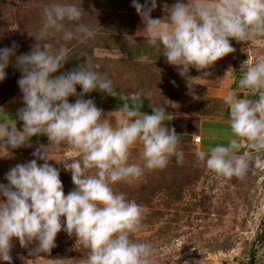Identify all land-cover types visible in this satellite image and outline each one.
Listing matches in <instances>:
<instances>
[{
  "label": "clouds",
  "instance_id": "1",
  "mask_svg": "<svg viewBox=\"0 0 264 264\" xmlns=\"http://www.w3.org/2000/svg\"><path fill=\"white\" fill-rule=\"evenodd\" d=\"M132 6L145 25L148 44L163 47L168 63L177 66L189 88L193 85L190 68L209 69L235 51L230 38L253 42L264 36V0H177L164 19L152 18L157 0L143 4L132 0ZM82 15L70 3L45 8L37 43L28 54L15 56V45L0 49V82L6 79L5 69L15 56L21 71L17 83L25 104L17 113L23 131L0 122V142L19 148L31 137L45 135L49 145L59 148L67 143L82 157L65 166L75 185L67 195L60 170L48 163L52 159L44 147L32 154L43 164L32 159L6 173L8 184L0 183V261L7 264H12L13 238L21 245L38 241L35 251L49 252L62 230L74 233L90 250L86 264H155L152 245L130 238L141 230L146 209L115 193L112 185L132 183L145 169H163L171 157L183 164L180 136L165 126L167 114L162 106L152 107V114L140 111V94H121L124 118L118 125L109 124L95 101L83 97L94 91L111 95L113 82L88 60L75 70L53 76L69 60V42L85 43L95 35L80 23ZM65 21L73 22L75 30L67 28ZM56 34L66 43L55 52L42 49V41ZM209 75L204 72L205 77ZM77 85L82 88L79 94ZM238 88L258 95L255 100L242 99L236 92L224 97L230 107L232 133L247 141L248 151L237 154L242 145L232 138L229 146L213 147L210 154L199 151L196 156L217 176L242 180L250 166L264 170V59L248 68ZM71 96L79 98L70 103ZM137 142L143 145V166L128 163ZM91 169H96L95 174H88Z\"/></svg>",
  "mask_w": 264,
  "mask_h": 264
},
{
  "label": "rangeland",
  "instance_id": "2",
  "mask_svg": "<svg viewBox=\"0 0 264 264\" xmlns=\"http://www.w3.org/2000/svg\"><path fill=\"white\" fill-rule=\"evenodd\" d=\"M144 2L140 0L141 4ZM176 2L157 0L152 18H166ZM64 3L81 9L80 23L95 35L85 43L69 42V60L53 76L75 70L88 60L91 67L107 74L114 87L111 95L94 91L85 94L84 99H93L98 108L107 109L113 108L112 98L122 100L121 94H140L149 100L151 112L155 106L165 109L166 118L172 119L180 136L183 164L171 157L163 169H145L132 183L112 185L115 193L146 209L141 230L130 238L152 245L155 264H264V236L260 238L264 235V170L250 166L242 180L217 176L198 161L196 154L203 150L194 141L209 132L224 141L218 145L206 140L205 151L210 152L216 146H229L232 138L243 139L232 133L230 107L224 97L236 92L242 99H258L248 89L239 90L238 82L249 67L264 59V36L253 42L230 38L235 51L209 69L190 68L193 85L189 88L187 78L179 74L177 66L168 63L163 47L157 49L148 44L145 25L132 0H0V49L15 45V56L28 54L44 24V9ZM64 23L75 30L73 22ZM65 43L56 34L43 40L41 47L55 52ZM15 56L5 69L6 79L0 82V105L21 92L17 83L21 71ZM205 71L210 75L205 77ZM81 92L77 85V93ZM78 98L71 96L69 102L75 103ZM243 140L244 150L237 154L248 151L247 141ZM142 152L131 149L128 163L143 166ZM46 153L52 159L48 163L60 170L67 195L75 185L65 166L70 167L72 160L82 157L73 146L53 148ZM32 159L37 157L0 149V183L7 185L6 173ZM37 162L44 163L38 159ZM95 172L91 169L88 174ZM37 247L38 241L21 245L18 238H13L12 264H86L90 251L74 233L63 230L49 252L37 253Z\"/></svg>",
  "mask_w": 264,
  "mask_h": 264
},
{
  "label": "crops",
  "instance_id": "3",
  "mask_svg": "<svg viewBox=\"0 0 264 264\" xmlns=\"http://www.w3.org/2000/svg\"><path fill=\"white\" fill-rule=\"evenodd\" d=\"M23 107H25V104L23 102V93L20 92L14 98L7 100L5 103L0 105V122L7 121L10 125H15L17 130L23 131V121L19 120L18 115H17L18 111ZM102 110H103L104 118L108 119V123L113 126L118 125L120 120L124 118L123 114L119 111H110V110H105V109H102ZM164 123H165V126L168 127L170 130L174 128L172 119H170V117L166 118V121ZM205 135H206L205 137H202L201 144H196V145H201L203 151H205L204 146H205L206 140L212 143H216L218 145L224 144V141L218 140L219 137L218 136L214 137L216 135H214L212 132H209L208 134H205ZM238 141L241 143L243 147L244 140L238 139ZM49 143L50 142L47 136L38 135V136L31 137L29 141H27L23 146L19 148H11V146L7 144L5 145L3 142H0V149L8 153H16V154L18 153L33 154V152H35L37 149H42L43 147H44L43 150L45 152H50L52 151L53 148L57 149V147L53 145H49ZM69 146L72 147L71 145H68L67 143H65L59 148H64V147L68 148ZM242 147L238 150H241ZM131 149L143 150V145L137 142L136 144L132 146ZM205 152L210 153L209 151H205Z\"/></svg>",
  "mask_w": 264,
  "mask_h": 264
},
{
  "label": "trees",
  "instance_id": "4",
  "mask_svg": "<svg viewBox=\"0 0 264 264\" xmlns=\"http://www.w3.org/2000/svg\"><path fill=\"white\" fill-rule=\"evenodd\" d=\"M113 102L111 105V107L113 108H107L105 110H110V111H119L120 112V109L123 107V104H124V101L123 100H118L117 98H112ZM149 100L145 97H142V107L140 108V111L143 113H146V114H152V112L149 110ZM129 104H131V100H129ZM175 129V128H174ZM176 133L178 134V131H176ZM179 134H181L179 132ZM183 134V132H182ZM244 149H242L241 151H243ZM264 235H261L260 238H262Z\"/></svg>",
  "mask_w": 264,
  "mask_h": 264
},
{
  "label": "built area",
  "instance_id": "5",
  "mask_svg": "<svg viewBox=\"0 0 264 264\" xmlns=\"http://www.w3.org/2000/svg\"><path fill=\"white\" fill-rule=\"evenodd\" d=\"M194 141H195L196 144H201V142H202V137H201V136H200V137H196V138L194 139Z\"/></svg>",
  "mask_w": 264,
  "mask_h": 264
}]
</instances>
